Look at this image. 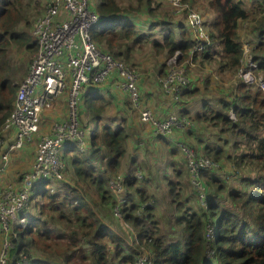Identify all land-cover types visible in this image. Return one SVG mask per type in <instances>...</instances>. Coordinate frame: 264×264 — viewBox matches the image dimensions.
<instances>
[{
  "label": "trees",
  "instance_id": "1",
  "mask_svg": "<svg viewBox=\"0 0 264 264\" xmlns=\"http://www.w3.org/2000/svg\"><path fill=\"white\" fill-rule=\"evenodd\" d=\"M183 1L202 17L209 36V43L201 51L191 53L195 36L185 17L171 18L167 12H157V0L126 2V8L118 0L89 4L101 17L100 22L105 19L104 25L93 32V41L101 51L130 68L135 65L133 47L147 32L142 33L141 29L149 28L156 34L146 39L154 53L167 51L172 54L179 50L185 56L191 54L193 60H206L208 66L202 64V67H209L210 73L211 70L222 74L229 72L225 76L236 78L243 59L239 37L245 33L251 56L257 64L255 71L264 79V0H253L250 11L243 0ZM154 3L158 5L153 6ZM36 7L35 0H0V126L12 109L16 73L27 65L26 58L21 57L31 55L35 49L31 40L33 23L30 24L29 17ZM201 10L208 12L203 15ZM185 12L183 10L182 14ZM122 16H134L138 21L132 22L141 28L136 29L128 17ZM154 26H161L160 39L157 36L159 29ZM157 64L161 65V62ZM163 72L166 74L167 70L164 68ZM187 77L190 83L180 88L176 98L170 97L172 104L180 108L176 110L178 114L192 122L182 131L187 136L180 140L197 155L222 161L215 162V168L209 171L218 179L211 175L203 182L208 194L207 205L199 204L196 192H191V187L184 181L180 185L175 178L172 180L176 185L165 183L172 194L168 191L167 218L173 219L180 228L181 238L164 241L160 233L156 234V220L150 211L152 206H142L152 196L157 200L154 193H147L146 183L150 179L144 182L128 178L123 182L125 194L122 195L126 196L127 202L120 206L121 215L136 230L138 240L149 250L153 264H264V93L255 85L240 80L235 91L232 86H222L219 83L222 80L218 81L210 74L201 80L200 86L198 81L204 77L202 74L187 72ZM111 78L118 79L114 73L109 76ZM88 87L82 91L78 112L85 148L80 151L75 142L69 141L61 151L65 171L71 175L74 184L65 182L56 191L49 184L62 181L40 179L35 182L30 190L29 205L20 215L25 220L15 227L19 235L10 237L8 254L16 261L13 264H134L136 261L137 251L132 247L123 249L115 224L110 220L115 202L108 181L120 170V175L127 176L141 168L132 163L136 162L133 157L123 163L129 155L126 140L130 129L122 122L119 124L123 129L114 128L107 117L111 91ZM196 101L202 104V112L197 110L191 114L189 107ZM212 102L217 108L213 105L209 108ZM229 111L236 120L229 118ZM209 130L214 133L209 136L196 134ZM156 139L161 141L159 136ZM168 139L162 138L163 142ZM209 140L215 145L211 147ZM231 142L232 152H229L226 145ZM240 145L247 152L236 155ZM156 156L154 154V158ZM223 161L231 165V170H227L229 174L223 175L218 170L224 169ZM172 163L175 162L170 165ZM130 164L133 170H128ZM63 169L64 164L62 174ZM164 173L168 176L166 171ZM170 173L176 174L172 170ZM135 181L143 183L142 186H135ZM156 183L159 185V181ZM90 188L98 196L96 201L88 191ZM195 197L197 205L192 201ZM150 201L151 204L153 201ZM38 214L45 216L41 218ZM209 224H213L211 236Z\"/></svg>",
  "mask_w": 264,
  "mask_h": 264
},
{
  "label": "built area",
  "instance_id": "2",
  "mask_svg": "<svg viewBox=\"0 0 264 264\" xmlns=\"http://www.w3.org/2000/svg\"><path fill=\"white\" fill-rule=\"evenodd\" d=\"M168 1L172 4L175 14H182L183 10L186 11L185 19L192 27L195 36V44L191 53L201 51L209 43V36L204 30L201 16L183 0ZM100 18L98 13L90 8L88 0H50L44 13L37 17L32 25L31 40L36 46V51L28 64L26 76L17 85L12 109L0 126V135L1 132L13 129L14 138L9 149L23 146L24 142L30 140L38 130L39 112L45 107H51L56 97L65 90L67 91V118L63 122H56L52 125L51 135H43L39 138L34 164L31 171L22 176L21 188L12 187L0 190L2 195L0 198V229L2 230L6 229L9 222L11 224L13 221L21 222L24 220V217L20 215L28 206L30 190L36 181L40 179H63L61 172L63 168L61 160L63 145L73 141L79 150L83 149L85 135L79 123L78 112L81 94L85 86L104 85L109 76L114 73L118 78L113 79L116 88L128 93L132 104L133 100L139 101L140 95L138 96L137 93L135 74L131 72L132 70L116 61L111 55L101 52L93 41L90 31L100 21ZM245 25L246 22L242 25V33ZM240 45L243 50V59L234 79L236 80L235 85L232 87L235 89L238 81L242 79V83L255 85L264 93V79L259 72L255 71L257 64L251 56L250 46L248 43H240ZM181 68L183 70L182 80L176 78L180 70H173V68L167 71L164 79H160L161 83L166 82L168 88L165 90H170L171 93L173 85L176 84L172 98H176L180 88L187 85L190 80L186 75L185 68L182 66ZM171 71L174 72L171 73ZM67 80H69L68 88ZM142 119L150 121L152 118L147 111H144L142 112ZM179 120L180 122L177 124L178 117L177 119L168 117L167 120L157 126L154 132L166 139L169 138L172 128L181 130L192 123L184 116L179 117ZM6 158L7 153L2 155V160H6ZM196 158L204 159L199 155ZM190 162H195V158L192 157ZM199 164L200 166L194 175V180L199 182V185H195L198 192H195L199 204L205 205L207 203L204 195L206 191L204 183L200 179V169L214 168L216 165L211 160ZM109 183L110 187L115 188L117 192L121 190L115 184V179ZM200 192L201 198H199ZM113 200L115 202L113 215L116 219L121 220L119 218L121 215L120 206L127 202V198L121 194L114 196ZM210 226L211 224L208 227L209 236L212 235ZM127 227L129 228V238L138 240L136 230L128 225ZM2 233L4 237H7L8 231ZM10 246L11 242L8 240L5 251H1L0 264H6ZM143 249L144 251L142 255L138 256L136 264H153L149 250L144 246Z\"/></svg>",
  "mask_w": 264,
  "mask_h": 264
},
{
  "label": "rangeland",
  "instance_id": "3",
  "mask_svg": "<svg viewBox=\"0 0 264 264\" xmlns=\"http://www.w3.org/2000/svg\"><path fill=\"white\" fill-rule=\"evenodd\" d=\"M99 1H101V0H99ZM118 1L121 2V6L123 8H126L127 7L126 2H133L134 0H118ZM35 2H36V6H37L36 7L37 13H35L36 10L31 11L30 17H29L30 24H31V22L35 16H37V17L41 16L45 10L44 6H43L44 0H35ZM243 2H244V6L247 8V10L250 11L252 9V6H253V0H243ZM157 3L153 4V6L158 5L157 6L158 7L157 12H160V11L164 12V13L167 12L171 18H174V17H183L184 18L185 17V14L184 15L179 14V13L175 14V12H174L175 10H174L172 4L168 0H157ZM201 12L203 15H205L208 11L204 12V10H201ZM103 25H104L103 21H101V22L99 21L98 23H96L90 31L91 35L93 34V32L95 30L101 28ZM160 27L161 26H154L155 29L156 28L159 29V31L157 32V36L159 39H160V33H161ZM148 29L149 28H142L141 29L142 33L144 31H147L148 33L147 32L143 33L144 38L142 39V41L137 45L135 44V46L133 47L134 48L133 59H134L135 65L129 68L130 70H132L131 72L135 74L134 78L136 81V89H137L138 96L140 95L139 101H137V99H136V101L133 100L132 101L133 104H132L129 100L130 97H129L128 93H126L122 89L118 88V91H120V92L126 94V96H128L127 97L128 98L127 104H129L128 106L130 109V115H132L133 120L135 118V122L132 121L131 127L136 128L140 133L145 132L147 126L149 128V125L152 127L153 130L157 129V126H159L161 123H163L165 120H167L168 117H173L175 119H177V117H178L177 124H179V122H180L179 117H182V115H179L178 112L176 111L177 110L176 105L172 106V104L169 103V102H172L170 97L173 96V91H174V88H176V84L173 85V91L171 93L170 90H165L166 88H168V85L166 84V82L165 81H163V83L160 82V79H162V78L164 79V77H166V74L163 72L164 68L167 71L171 70L172 68H173V70L179 69L180 70L179 74H178V76H176V78L178 80L183 79V77H182V71L183 70L181 68V66H182L183 68H185L186 75H187V72L188 73L190 72L193 75H201L202 74V76H204V77H201L200 82L202 79L205 80V78L208 76V74H210L214 79H216L218 81L222 80L221 82H219L222 86H230L231 87L232 85H235V82H236V80H227V79L225 80V78H224L225 73H229V72H224L222 74V73H219L217 71L212 72V70H211V73H210L208 70L209 67H206V69H204L202 67V64H204L205 66H208L206 63L207 61L206 60L198 61L195 59L193 60L191 54L189 56L188 55L185 56L179 50H176L172 54H169L167 51H161L158 53H154V49L151 47V44L148 41H146V39L149 37H152L156 34L152 33V31H149ZM164 29H165V27H164ZM245 38H247L245 36V33H244V35L242 34L241 38L239 37V41L241 44L247 43ZM101 52H103V51H101ZM103 53H106V52H103ZM107 54H109V53H107ZM109 55H111V54H109ZM30 57H31L30 54H28V55L22 56L21 58L22 59L26 58V60L28 61L30 59ZM213 61H215V60H213ZM157 62H161V65H158ZM196 62H198V63H196ZM214 66H215V64H214ZM195 68H197L199 70H197ZM192 69H195V70H192ZM202 69H204V70H202ZM151 70L155 74H153ZM27 71H28V68L26 69V67L20 68L19 71L16 73V80L21 81V79H23L26 76ZM173 72L174 71H171V73H173ZM138 75H140V76H138ZM230 77L231 76L229 75L228 78H230ZM261 77H262V75H261ZM147 78H152V80L154 78H157V81L159 82V84H158L157 90L156 91L153 90V91H155V96H153V97L160 98L161 101L163 99H165L166 103L168 104L167 110L162 111V113L160 115L155 116L151 102L149 101L148 98L141 97L142 94H141V92H139L138 81L142 80V79H147ZM188 79H190V78H188ZM241 81H242V79H241ZM189 83H190V80H189ZM68 86H69V80H67V88H68ZM163 86H164V88H163ZM237 88L238 87L235 86V90H237ZM16 89H15L14 94H13L14 96L16 93ZM65 92H66V97H67V91L66 90L63 91L61 94H59L58 97L60 95L65 96ZM80 104H81V102H80ZM52 106L51 107H45L39 112V118H40L39 121H40V123L44 122V126H47L49 121L51 122L53 120L51 113H52V109L54 108V106L53 107ZM115 110L116 109H114V111ZM144 111H147L153 120L150 119V121H149L147 119L146 120L142 119V112H144ZM112 112H113V110L110 111V114H112ZM66 113H67V106H66ZM229 116L231 118L234 117V116L232 117L231 115H229ZM139 120L144 122L145 124L141 123ZM174 121H176V120H174ZM59 122H63V120H60ZM146 124H149V125H146ZM51 128H52V126H51ZM51 128H50L49 133L43 134V135L44 136L51 135L52 134ZM187 128L188 127H185V130ZM176 130L177 129H174V128L171 129V132L169 133L170 137L168 139V142H163L161 135L158 134L157 136H159L161 142H158L156 140L155 142L158 145H156L154 142L153 146H156V148L155 149L153 148L152 151H150V148H151L150 146L149 147L144 146L146 144V141H145V136L143 134L137 135L134 138V134L132 133L129 136L131 142H133V139H134V141H135L134 145H135V143H140L139 145H142V143H143V145L139 148L135 147L134 150H128L129 155L125 156L126 161L123 163L125 164L126 162H128V159L130 157H133L136 159V162H132V163L136 164L135 167H137V166L140 167L141 170H139L137 172H132V175H127V176L122 175V174L120 175V173H121V170H120V173L115 178L111 179V180L115 179V184L118 185V188H121V190L118 192L115 190V188L112 189L110 187V183H108L109 189H110V192L112 193V198H113L114 196L115 197L120 196L121 194H123L125 192V186L123 183L124 180L126 181L128 178L129 179L132 178L135 180L138 179L137 181L142 180L145 182L148 179H150V181H148V183H146V184H148V186L146 187L147 191H148L147 193H149V192L154 193L155 199H157V200H153L154 198L152 196L151 198H148L147 199L148 201H146V203H144L142 206H145V205L152 206V207H150V211L153 214L154 220H156V231H157L156 234L160 233L161 237H163L164 241H175V240H179L181 238V235L179 234L180 228L174 224L173 219L169 220V218H167V207L169 206L168 205V200H169L168 199V191H169V195H172V194L170 193V190L168 189V187H169L168 185L166 188L165 183H168V184L171 183V184L176 185V182L173 181L176 178L177 181H179L180 185L182 184L181 181H184L185 184L189 188L191 187V189H190L191 192L193 190L198 192V189L196 188L195 185H199V182L194 180V175L197 172L196 169H198V166H200V164H199L200 162H209V160H211L210 158L203 156V154H199V157L204 158L203 160L196 158L197 154L193 149L188 148V146H186L182 142V140L177 141L176 136L173 134L174 132H176ZM6 133L7 132H1L0 144L3 142V136ZM33 135H32L33 138L31 137L32 141L30 143H28L29 145L33 144L32 147L35 146V143L38 140L39 133H36L34 136ZM43 135H41V136H43ZM13 138L10 139L8 136L5 137L6 147H7L5 153H10L13 150L17 149V148L9 149V145L13 142ZM232 143L233 142L228 143L226 145V147L229 149V152H232ZM185 147H187L188 149ZM84 148L85 147L83 146V149ZM82 150H80V151H82ZM35 151H36V149H35ZM241 152H247V149L242 145H240L237 153H241ZM144 154H146V155H144ZM154 154L157 155L155 158H154ZM167 155H169V156L166 157ZM144 156H147V158H144ZM192 157L195 158V162H190ZM226 159H229V161H231L230 163L233 162V160L231 158H226ZM169 161L175 162V163H172V165H170L171 162H169ZM211 161L212 162H221L220 159H218L217 161H215V160H211ZM230 163L224 161L222 163L224 166V169L222 168V169H218V170H220V172H222L223 175L229 174L230 172L227 170L230 169V167H231ZM33 164H34V161L32 162L31 169H32ZM63 164H64V169H63L64 173L62 175L63 179L59 180L62 182H59V183L51 182L49 184V186L52 185V188H53L52 190H54L56 188V191H58L59 186H61L65 182L68 184H72L74 182L71 175L65 171V163H63ZM68 168L71 170L70 166H68ZM128 168H129L128 170H133L134 167L130 164L128 166ZM170 170L174 171L176 174L170 173ZM211 170H213V168H201L200 169L201 174H199V175H200V179L202 182L206 181L207 176H211V175H212V177L214 176L216 179H218L217 175L213 174L212 172H209ZM165 171L168 173V176H166V174L164 173ZM241 171L243 172L244 170L242 169ZM29 172L24 173L22 176H25ZM110 177H111V175H110ZM151 179L154 181H152ZM197 179H198V175H197ZM57 180L53 179V181H57ZM137 181H135V186H142L143 183L138 184ZM157 181H159V185H157V183H156ZM108 182H110V179ZM12 187H15V185L11 182H8V183H5L3 186H0V190H4L6 188H12ZM88 191L91 193V197H92L93 201H96L98 196L94 193L93 189L90 188ZM62 192H64V191H61V193ZM202 193H204V192H202ZM200 195H201V192L199 193V198H201ZM204 195H205V199H208V194L204 193ZM1 197H2V195L0 193V198ZM196 197H198L197 194H196ZM196 197H195V199L192 200L195 205H197ZM35 200H40V198H36ZM150 200L153 201L151 204H150V202H151ZM29 201H30V198H29L28 202ZM44 202H46V200H44ZM206 205H207V203H205V205H201V206H206ZM30 211L33 212L32 209ZM37 216L44 218L45 215L43 216V215L38 214ZM119 218H121V220L116 219L113 215L110 220L113 222V224H115V228L119 229V230H117V234L119 235L120 239L122 240V244L124 246V247L122 246L123 249L128 248V247H132L133 249L138 251V253L135 254L136 261L134 264H136L138 256L142 255V252L144 251L143 243L138 242L137 239L131 240L129 238V235H128L129 228L127 227V225L130 228L132 226L130 225V223H128L124 220L122 215H119ZM24 220L21 222L13 221L11 224L9 222V224L5 230L0 229V254L3 251H5V247L8 244V240L10 237L17 238V236L19 235L18 234L19 231H17L18 229H16L15 227H17L16 225H19L20 223L24 222ZM210 229L211 230L213 229V224L210 226ZM210 229H209V232H210ZM3 231L4 232L8 231L7 237H4V235L2 233ZM133 231L135 233L134 229H133ZM7 257L8 258H7L6 264H13L14 262L16 263V261L11 260L12 257L10 258L9 254Z\"/></svg>",
  "mask_w": 264,
  "mask_h": 264
},
{
  "label": "crops",
  "instance_id": "4",
  "mask_svg": "<svg viewBox=\"0 0 264 264\" xmlns=\"http://www.w3.org/2000/svg\"><path fill=\"white\" fill-rule=\"evenodd\" d=\"M98 1L99 0H88L89 4H91L92 6L95 5ZM49 3H50V0H44V5H43L44 9H46V7H47V5ZM35 13H37V10H36ZM36 17L37 16H35L33 18L32 23L34 22ZM122 17H128V19L131 22L132 21L133 22H137L138 21V19L136 20V18L134 16H132V17H130V16H122ZM140 18H145V17H140ZM176 18H179V17H176ZM100 20H101V18H100ZM104 20L105 19H103V21ZM134 26H135L136 29H140L141 28V25H139L137 23H136V25L134 24ZM240 32H242V30ZM35 51H36V46H35L34 51L30 55L31 56L30 59L27 61V65H26L27 68H28L29 61L33 57ZM152 73L155 74L153 71H152ZM225 77H227V78H225ZM225 77H224L225 80L226 79L227 80H234V78H235V76H231L230 78H228V76H225ZM19 81H17L15 89L17 88V85H18ZM158 84L159 83L157 81V78H154L153 80H152V78H147V79L140 80L139 85H138L139 92H141V94H142L141 97H143V98L146 97L151 102V105H152V108H153L155 116L156 115H160L162 113V111L167 110V107H168V104L166 103L165 99H163L161 101L160 98L153 97V96H155V91L157 90ZM200 85H202V83L198 81V86H200ZM87 87L88 86H85V88H87ZM94 87H96V88H104V91H107V92L111 91V92H109V96H108L109 97L108 99L111 102V106H110L109 111L107 113V115H108L107 117L111 120V124L114 126V128L116 126L118 128H120L119 122H122L124 126L128 125L129 126L128 129H130V135L133 133L134 134V138H135L137 135L143 134L145 136V141H146V144L144 146L145 147H149L150 146L151 147L150 151H152L153 148L155 149L156 146H153V145H154V142L157 140L156 138H158V136L155 134L154 130L152 129V127L149 124H146V125H149V128L147 126L146 131L142 132V133H140L136 128L131 127L130 121L133 120V117H132V115H130V109H129V106L127 104V102H128V98L127 97L128 96H126V94L118 91V89L115 90L116 86H115V83H113V79L112 78L108 79L106 85H100V86L92 85V86H90V88H94ZM232 89L235 90L233 87H232ZM87 90H89V87H88ZM153 90H155V91H153ZM14 97H13V101H14ZM169 103L172 104V102H169ZM53 104H54L53 105L54 108L52 109V113H51V116L53 117V120L51 122L49 121L47 126H44V122L40 123V121H39L38 130L35 132V134L39 133L38 140H39V137L41 135L49 133L50 128H51L53 123L59 122L60 120L64 121L67 118V113H66V106H67V104H66V92H65V96L64 95L63 96L60 95L59 97L57 96L55 101L53 102ZM212 105H213V108H217V105L214 104V102L210 103L209 108H211ZM172 106H173V104H172ZM176 108H177L178 111L180 110V108L177 106V104H176ZM114 109H116V110L114 111ZM111 110H113L112 114H110ZM189 110H190L191 114L197 113V110L202 112V104L199 103L198 101H196V103L192 104V106L189 107ZM229 115H231L232 117L234 116V114H232L230 112L228 113V116ZM229 118L232 119V120H236L235 116L233 118H231L229 116ZM39 120H40V118H39ZM133 122H135V118H134ZM140 122L145 124L142 121H140ZM131 124H132V122H131ZM120 129H123V127H121ZM254 129L255 128H253L252 130H254ZM183 130H185V129H181V130L179 129V130H177L176 132L173 133L176 136L177 141L180 140L181 137H184V139H185V136H187L184 132H182ZM213 133L214 132L210 131V130L207 131V132H203V131L202 132H200V131L196 132V134H200L202 136H205V135L209 136V135H211ZM224 134H227V133L225 132ZM130 135H127L128 139L126 141L128 142L129 147H128V149L126 148V151L134 150L135 147L139 148V147H141L143 145V143H142V145H139L140 143H135V145H134L135 141L133 139V142H131L130 137H129ZM6 136H8L10 139H12L14 137V130L11 129V130L7 131V133L3 136V142L0 144V184H1L0 186H3L5 183L11 182V183H13L15 185L16 188H21V181L20 180H21L22 175L24 173L29 172L31 170V165H32V162L34 161V158H35V149H36L38 140L36 141L35 146L32 147L33 144L32 145L28 144V143H30L32 141V138H33L32 137L29 141L25 142L23 144V146H21L20 148H17L15 150H13L12 152L7 153L6 160H2V155L5 154L6 148H7L6 147V141H5V137ZM189 140L191 141V144L196 145L195 141H193L191 139H189ZM236 141H238V139H236L235 142ZM159 142H161V141H159ZM155 144L158 145L156 142H155ZM208 144L211 147L215 145L210 140L208 141ZM241 153H243V152H241ZM238 154H240V153L236 152V155H238ZM144 155H146V154H144ZM62 156H63V153H62ZM57 181H59V180H57ZM115 232H117L116 228H115ZM9 241L11 242L10 238H9Z\"/></svg>",
  "mask_w": 264,
  "mask_h": 264
},
{
  "label": "clouds",
  "instance_id": "5",
  "mask_svg": "<svg viewBox=\"0 0 264 264\" xmlns=\"http://www.w3.org/2000/svg\"><path fill=\"white\" fill-rule=\"evenodd\" d=\"M21 181V180H20ZM25 219V218H24Z\"/></svg>",
  "mask_w": 264,
  "mask_h": 264
}]
</instances>
